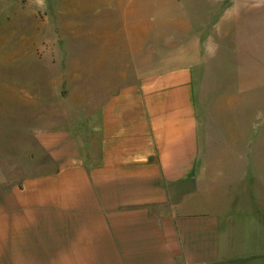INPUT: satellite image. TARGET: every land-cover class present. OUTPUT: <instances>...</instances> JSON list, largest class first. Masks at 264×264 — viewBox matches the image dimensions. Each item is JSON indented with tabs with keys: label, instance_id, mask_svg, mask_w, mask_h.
Instances as JSON below:
<instances>
[{
	"label": "crops",
	"instance_id": "obj_1",
	"mask_svg": "<svg viewBox=\"0 0 264 264\" xmlns=\"http://www.w3.org/2000/svg\"><path fill=\"white\" fill-rule=\"evenodd\" d=\"M91 1L95 45L119 43L113 14L135 2L141 46L94 53L89 75L141 78L95 89L87 116L50 107L49 89L0 110V264H264V83L224 81L201 118L194 53L144 50L146 5L171 28L178 0ZM146 53L184 62L129 67Z\"/></svg>",
	"mask_w": 264,
	"mask_h": 264
},
{
	"label": "rangeland",
	"instance_id": "obj_2",
	"mask_svg": "<svg viewBox=\"0 0 264 264\" xmlns=\"http://www.w3.org/2000/svg\"><path fill=\"white\" fill-rule=\"evenodd\" d=\"M180 1L176 11L162 17L176 22L171 28L153 27V13L147 5L143 17L139 13L145 25L144 50L158 47L161 51L194 53L199 116L212 119L224 81L233 78L248 81L256 74L253 81L264 83L258 75L264 72V12L249 11L247 6L240 5L260 0H197L186 5L188 11L181 10L184 6ZM91 3V0H0V110L13 111L25 98H32L36 106L41 93L49 89L50 97H54L50 98V107L56 110L62 102L71 114L87 116L95 89L104 93L106 88L141 78L89 75L94 53L126 51L131 55L141 46L135 28V2L126 6L124 17L113 14V23L123 22L124 18L129 28L121 29L120 38L118 35L114 38L118 44L107 45L93 43L96 22ZM104 15L97 17L103 21ZM207 39L209 43L203 44ZM154 40L158 43L154 44ZM133 55L136 58L137 54ZM149 55L130 60L129 67H137L138 63V67L148 70L184 62L157 60ZM45 102L43 98L42 104ZM4 146L0 144V150Z\"/></svg>",
	"mask_w": 264,
	"mask_h": 264
}]
</instances>
